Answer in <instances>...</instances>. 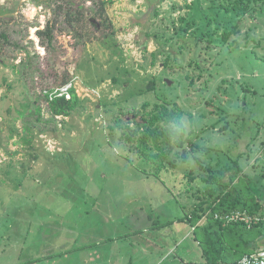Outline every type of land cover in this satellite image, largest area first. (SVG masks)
Returning <instances> with one entry per match:
<instances>
[{"label": "rangeland", "instance_id": "obj_1", "mask_svg": "<svg viewBox=\"0 0 264 264\" xmlns=\"http://www.w3.org/2000/svg\"><path fill=\"white\" fill-rule=\"evenodd\" d=\"M228 1L236 0H0L9 37L0 53V264L75 244L92 246L88 260L116 248L135 264L201 260L193 232L185 239V225L169 222L211 205L202 164L220 184L239 165L264 186V0H250L244 15L219 8ZM49 24L52 47L40 35ZM70 88L81 106L53 117L46 94ZM164 101L184 110L191 138L208 151L186 163L180 152L160 171L119 141L115 119L125 125L145 103ZM238 232L251 245L228 240L235 258L264 248V227Z\"/></svg>", "mask_w": 264, "mask_h": 264}, {"label": "trees", "instance_id": "obj_2", "mask_svg": "<svg viewBox=\"0 0 264 264\" xmlns=\"http://www.w3.org/2000/svg\"><path fill=\"white\" fill-rule=\"evenodd\" d=\"M257 2L258 0H253L255 6L258 5L256 4ZM227 3H222L218 6L220 9H225L228 13L239 11L242 12L240 15H244L250 10L252 1L248 0L247 3H244V0H236L235 2L228 1ZM61 10V6L56 8L58 15H60ZM255 11H257V8ZM54 28L55 24H49L46 31L40 33L41 36H47L49 47L53 45L52 35ZM240 28V24H236L232 32L225 34L224 41H227L232 34L237 35ZM8 38L6 34H0V39L5 43L1 47L0 53H2L5 46L9 45ZM104 41L106 45L112 48L109 38ZM2 60V54H0V62L5 63ZM67 84L64 82L63 86ZM67 91L64 94L61 92H49L46 94L49 111L55 118H69L82 104L74 88H70ZM67 94H69V98ZM23 107L27 109L28 105H23ZM38 114H41V109L38 110ZM20 115L23 116L24 112H20ZM185 115L187 114L176 103L164 101V103L151 104L147 102L142 106L140 115L137 114L132 122L122 125L123 119H115V125L122 130L119 141L125 145L127 144L130 149L138 153L140 158L154 165L160 171L167 168L168 165L175 167L176 164L171 162L170 159L173 156L177 157L180 152L182 153V162L186 163L189 158L188 153H205L208 150L201 147L191 138L193 132H189L184 123ZM132 123L134 124L133 127L131 126ZM110 130L115 131V126H110ZM226 130L228 129L223 128V133H226ZM114 136L115 134L113 133ZM199 161L201 160L199 159ZM235 168L236 171L231 176V180L220 184L219 179L213 175L215 172L202 164V169L212 174L207 179H202L204 183L208 184L205 192L207 194L205 195L209 196L212 203L210 205V200L202 201L196 206V211L194 210L190 216L187 215L176 220L178 222H187L194 228L193 236L202 247L205 264L237 262L246 254L252 253L238 254L239 260L234 261V254L227 252L228 240L237 239L248 248L251 242L244 241L238 229L242 227L247 231L253 232L258 228L264 227V220L260 224H253L250 227L244 222H228L226 220V216L237 212L245 213L252 219L256 217L264 218V186L262 185V180L253 181L247 178L246 175H242L239 165H235ZM224 172L220 171L219 173L222 175ZM193 181V179H190L189 183H193ZM216 184H220L222 187V192L219 194H217ZM210 185L214 186V188H210ZM207 204L208 207L204 209L203 206Z\"/></svg>", "mask_w": 264, "mask_h": 264}, {"label": "crops", "instance_id": "obj_3", "mask_svg": "<svg viewBox=\"0 0 264 264\" xmlns=\"http://www.w3.org/2000/svg\"><path fill=\"white\" fill-rule=\"evenodd\" d=\"M176 222L181 224V225H185V227H186L185 231H184L185 232V234H184L185 239L189 238L190 236L192 237V232L194 231V228L190 224H188L187 222L186 223L178 222V221H176ZM187 227L188 228L190 227L191 232L187 231ZM185 239H183V240H185ZM113 241H114V239H113ZM197 243H199V242H197ZM90 247H92V246L91 245L81 246L80 244H75L72 247H69L66 249H61V250H58L57 252H55L53 254H49L48 256H46L48 259H45L46 257H44V258H38V259H33V260H27L25 262V264H30V263H32V261H39L40 262V260H41V262H43L42 259L45 260V262H43V264H55L56 261H58L59 259H61V260L64 259L63 261H65L66 264H135L134 258L131 255L124 257L123 255H120L122 253L121 251L119 252L120 254H117L118 248H116V249L114 248L116 253H114L115 251L111 250V253L107 252L106 254H101L102 255L101 257L96 255L93 260H88L89 258H85L84 252H88L87 250ZM50 253H52V252H50ZM170 253L171 252H169V254ZM110 254L112 255V257L110 256ZM202 254L203 253L201 251V260L197 261L196 264H205V261L203 259ZM167 256L168 255H166V258H167ZM166 258L165 259H159L154 264H163L164 262L167 261ZM239 258L240 257L233 258V260L234 261L239 260ZM49 260H50V263L48 262ZM107 260H109L108 263H107ZM185 263H186V260L183 258H180L179 264H185Z\"/></svg>", "mask_w": 264, "mask_h": 264}, {"label": "built area", "instance_id": "obj_4", "mask_svg": "<svg viewBox=\"0 0 264 264\" xmlns=\"http://www.w3.org/2000/svg\"><path fill=\"white\" fill-rule=\"evenodd\" d=\"M228 222H244L248 227L253 224H260L264 218L256 217L250 218L245 213L237 212L232 215L226 216ZM221 264H264V248L257 249L256 251L246 254L237 262L221 263Z\"/></svg>", "mask_w": 264, "mask_h": 264}]
</instances>
